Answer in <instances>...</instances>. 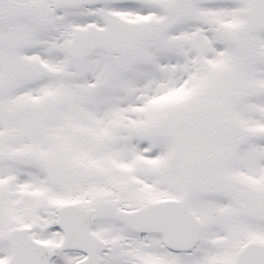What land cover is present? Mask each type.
Listing matches in <instances>:
<instances>
[{
	"label": "snow or ice",
	"instance_id": "1",
	"mask_svg": "<svg viewBox=\"0 0 264 264\" xmlns=\"http://www.w3.org/2000/svg\"><path fill=\"white\" fill-rule=\"evenodd\" d=\"M0 264H264V0H0Z\"/></svg>",
	"mask_w": 264,
	"mask_h": 264
}]
</instances>
